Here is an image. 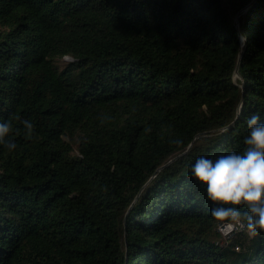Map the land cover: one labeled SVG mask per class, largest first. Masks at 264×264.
I'll list each match as a JSON object with an SVG mask.
<instances>
[{"label": "trees", "instance_id": "trees-1", "mask_svg": "<svg viewBox=\"0 0 264 264\" xmlns=\"http://www.w3.org/2000/svg\"><path fill=\"white\" fill-rule=\"evenodd\" d=\"M253 113L264 0H0V264H264L189 168Z\"/></svg>", "mask_w": 264, "mask_h": 264}, {"label": "clouds", "instance_id": "clouds-1", "mask_svg": "<svg viewBox=\"0 0 264 264\" xmlns=\"http://www.w3.org/2000/svg\"><path fill=\"white\" fill-rule=\"evenodd\" d=\"M245 119L248 134L243 150L215 158L200 155L189 168L191 177L204 187L212 202L210 215L229 230L246 228L250 236H256L264 231V119L259 113ZM21 123L25 134L30 135L32 120L22 118ZM11 128L10 121L0 120V144L15 149V141L8 138Z\"/></svg>", "mask_w": 264, "mask_h": 264}, {"label": "rangeland", "instance_id": "rangeland-1", "mask_svg": "<svg viewBox=\"0 0 264 264\" xmlns=\"http://www.w3.org/2000/svg\"><path fill=\"white\" fill-rule=\"evenodd\" d=\"M241 37H242V40H243L244 39L243 36H241ZM219 230L222 232L223 236L225 235L224 238H228L230 236H232V237L235 236L234 233H236L237 231L241 230V228L240 227L236 228L234 231L228 233V228L225 226V224L224 225L222 224V225L219 226Z\"/></svg>", "mask_w": 264, "mask_h": 264}, {"label": "built area", "instance_id": "built-area-1", "mask_svg": "<svg viewBox=\"0 0 264 264\" xmlns=\"http://www.w3.org/2000/svg\"><path fill=\"white\" fill-rule=\"evenodd\" d=\"M223 225H224V224H223ZM237 228H239V227H237ZM235 229H236V228H234V229H232V230H229V229H228V233L234 231Z\"/></svg>", "mask_w": 264, "mask_h": 264}, {"label": "water", "instance_id": "water-1", "mask_svg": "<svg viewBox=\"0 0 264 264\" xmlns=\"http://www.w3.org/2000/svg\"><path fill=\"white\" fill-rule=\"evenodd\" d=\"M236 75H238V73H236Z\"/></svg>", "mask_w": 264, "mask_h": 264}]
</instances>
